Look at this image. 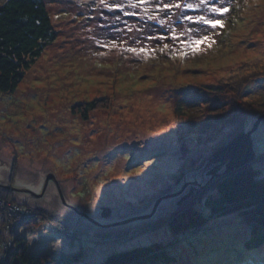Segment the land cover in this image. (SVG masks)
Segmentation results:
<instances>
[{
    "label": "rangeland",
    "instance_id": "rangeland-1",
    "mask_svg": "<svg viewBox=\"0 0 264 264\" xmlns=\"http://www.w3.org/2000/svg\"><path fill=\"white\" fill-rule=\"evenodd\" d=\"M43 2L57 37L15 92L0 91V185L40 194L49 174L56 181L41 198L0 187L7 207L33 212L31 219H8L10 211L0 206V263L15 237L28 238L33 253L55 257L95 245L83 264H100L111 251L138 243L173 241L165 226H151L210 187L215 152L264 115V0H210L230 9L222 16L203 6L161 11L165 3L199 0H150L136 8L129 5L137 0ZM183 15L221 19L223 27ZM173 31L185 33L180 40L207 35L215 42L193 52L171 38ZM164 44L169 48L161 51ZM102 98L110 111H91L88 119L72 112ZM252 142L256 159L264 160V119ZM260 165L264 170V161ZM243 219L238 213L217 216L203 228L205 236L179 235L182 244L171 248L180 252L177 263L195 261L194 245L208 244L206 264H264L263 248L244 247L250 228ZM10 224L21 225L11 232ZM62 227L83 236L70 241L57 231ZM143 229L148 232L140 235ZM105 233L109 241L96 245Z\"/></svg>",
    "mask_w": 264,
    "mask_h": 264
},
{
    "label": "trees",
    "instance_id": "trees-1",
    "mask_svg": "<svg viewBox=\"0 0 264 264\" xmlns=\"http://www.w3.org/2000/svg\"><path fill=\"white\" fill-rule=\"evenodd\" d=\"M56 37L57 34L43 0H6L5 4L0 7V91L15 92L24 79L26 71L41 57L46 47L54 42ZM184 99L186 97L183 96L181 100ZM109 109V101L102 98L78 104L73 107L72 112L88 119L91 111H110ZM247 109L255 111L251 108ZM180 112L184 114L181 107ZM237 135H233L230 141ZM255 159L229 172L223 170L217 173L218 176L211 181L210 187L196 193L190 200L177 207L166 219L151 226L152 228L159 225L165 226L170 235L175 237L173 241L167 244L154 242L142 245L138 243L134 246L116 249L106 255L100 264H178L180 252H172L171 248L182 244L179 235L195 231V237L203 232L209 220L234 213L240 214L244 218V224L250 228V236L244 241V247L255 251L264 249V170L260 165L264 160ZM0 187L4 188L1 185ZM197 205L201 207L198 208ZM6 223L5 220L4 224ZM20 225L10 224L12 227L10 231L12 232ZM146 230L143 229L139 234L143 235L148 232ZM57 231L70 241L77 236L79 238L83 236L68 227ZM210 231L209 229L207 234ZM104 235L95 242L96 245L102 246L101 243L109 241L108 234ZM12 244L9 250L3 249L5 253L8 252L6 256H3L4 259L0 264H83L82 260L89 256L90 252L98 249L95 245L93 248L81 245L84 251L82 253L55 257L30 251V241L26 237H15ZM206 246L210 245L206 244L199 248L194 245L196 260H190L189 264H206L209 256H206L203 251Z\"/></svg>",
    "mask_w": 264,
    "mask_h": 264
},
{
    "label": "water",
    "instance_id": "water-1",
    "mask_svg": "<svg viewBox=\"0 0 264 264\" xmlns=\"http://www.w3.org/2000/svg\"><path fill=\"white\" fill-rule=\"evenodd\" d=\"M263 119H264V115H261L260 117H258V119L254 123L251 130H249L247 132L240 133L232 141H230L227 145H225L224 147L220 148L219 150H217L215 152V154L213 155V158L210 161L211 164L217 165L215 167L214 172H213L215 174L214 176H218L217 171L219 168L224 167V168H226L225 172H229L232 169L240 167L245 163H249V162L254 161V159L256 158V154H255V151L253 148L252 135L258 129V127H259V125ZM51 180L56 181L54 174H49L47 176L46 182L44 185V189L40 194H35V193L31 192L30 190L16 189V188L9 186V185H5V186L2 185V186L7 188V189L14 190V191L27 192V193H30V194L36 196V197H42ZM180 194H181V191L176 193L175 195H172V196L176 197V196H179ZM61 197H62L63 202L66 204V200L64 199V196L62 195V193H61ZM162 200L163 199H159L157 204L160 203ZM69 206L72 207L78 213H80L77 208H75L71 205H69ZM80 214H83L88 219H90L92 222L96 223L97 225H100L97 221L90 218L87 214H84V213H80ZM107 214H109V212H107L106 209H104L103 216L107 217ZM150 216H151V214L145 215V216L134 217V218L128 219L122 223H116V225H122V224H127L130 222L136 221V220L146 219Z\"/></svg>",
    "mask_w": 264,
    "mask_h": 264
},
{
    "label": "snow or ice",
    "instance_id": "snow-or-ice-1",
    "mask_svg": "<svg viewBox=\"0 0 264 264\" xmlns=\"http://www.w3.org/2000/svg\"><path fill=\"white\" fill-rule=\"evenodd\" d=\"M149 2H150V0H137V3L130 4L129 7L136 8V7H140L143 4H147ZM202 6L207 7L210 12L219 14L221 16L230 11V9L226 6H217L215 4H211L210 0H199L198 3H176V2L165 3L162 5L161 11H163L165 9L171 10L173 8L182 9V10L187 9V10L195 11V10L201 8ZM114 7H119V5H116ZM145 12H147V8H145ZM125 14L127 15L128 13H125ZM148 19L155 20L156 17L155 16H149ZM183 19L190 21V22H193V23L207 25V26L211 27L212 29L217 28V26L223 27V21L221 19H211V18H208L204 15H197L195 17L189 16V15H183ZM160 23L163 24V21H160ZM188 31H192V29H188ZM184 34L185 33L183 31H181L179 33V35H177V33L175 31H173L171 38L174 41H179V43L184 45L185 47L191 48V50L193 52L199 51L200 45H202V44H208V46L211 47V44L215 42V41H212L210 39V37L207 35L203 36L202 38H198L196 40H193V41L180 40L179 37L183 36ZM159 39H166V37H160ZM167 48H169V45L164 44L163 48H161V51H163L164 49H167ZM129 51L133 52L135 54H147L151 50L145 49V48H140V49L130 48Z\"/></svg>",
    "mask_w": 264,
    "mask_h": 264
},
{
    "label": "built area",
    "instance_id": "built-area-1",
    "mask_svg": "<svg viewBox=\"0 0 264 264\" xmlns=\"http://www.w3.org/2000/svg\"><path fill=\"white\" fill-rule=\"evenodd\" d=\"M1 203H2V205H1ZM0 206H3L2 207V209L4 210V211H6L5 210V208L7 207V204H4V202H2V200H0ZM8 209L7 210H9L12 214H10V212L7 214V216H8V219H10V217H13V215L16 217L17 216V218H15V219H17V220H19V219H21V218H30L31 219V217H32V215H33V212H32V210L31 209H29V208H26V207H21V206H15V205H13L12 207H7ZM10 214V215H9ZM24 218V219H25ZM23 219V220H24ZM2 261V260H1Z\"/></svg>",
    "mask_w": 264,
    "mask_h": 264
},
{
    "label": "bare ground",
    "instance_id": "bare-ground-1",
    "mask_svg": "<svg viewBox=\"0 0 264 264\" xmlns=\"http://www.w3.org/2000/svg\"><path fill=\"white\" fill-rule=\"evenodd\" d=\"M210 160H211V159H210ZM225 169H226V168H224V172H225Z\"/></svg>",
    "mask_w": 264,
    "mask_h": 264
},
{
    "label": "flooded vegetation",
    "instance_id": "flooded-vegetation-1",
    "mask_svg": "<svg viewBox=\"0 0 264 264\" xmlns=\"http://www.w3.org/2000/svg\"><path fill=\"white\" fill-rule=\"evenodd\" d=\"M223 170H224V168H223ZM223 170H222V171H223Z\"/></svg>",
    "mask_w": 264,
    "mask_h": 264
}]
</instances>
